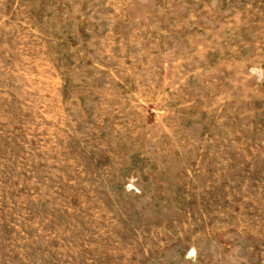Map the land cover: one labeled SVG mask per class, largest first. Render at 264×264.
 I'll use <instances>...</instances> for the list:
<instances>
[{
    "label": "rangeland",
    "instance_id": "374dc122",
    "mask_svg": "<svg viewBox=\"0 0 264 264\" xmlns=\"http://www.w3.org/2000/svg\"><path fill=\"white\" fill-rule=\"evenodd\" d=\"M0 264H264V0H0Z\"/></svg>",
    "mask_w": 264,
    "mask_h": 264
}]
</instances>
